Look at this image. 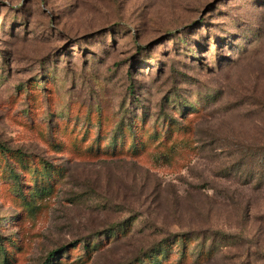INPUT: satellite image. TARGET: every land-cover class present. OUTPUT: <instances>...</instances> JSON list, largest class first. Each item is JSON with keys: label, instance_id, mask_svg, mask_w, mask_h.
<instances>
[{"label": "rangeland", "instance_id": "obj_1", "mask_svg": "<svg viewBox=\"0 0 264 264\" xmlns=\"http://www.w3.org/2000/svg\"><path fill=\"white\" fill-rule=\"evenodd\" d=\"M0 264H264V0H0Z\"/></svg>", "mask_w": 264, "mask_h": 264}, {"label": "trees", "instance_id": "obj_2", "mask_svg": "<svg viewBox=\"0 0 264 264\" xmlns=\"http://www.w3.org/2000/svg\"><path fill=\"white\" fill-rule=\"evenodd\" d=\"M126 225H127V224H124L123 226L125 227ZM123 226H121V228H122ZM111 231H116V229L112 228ZM172 239H173V240H180V241H181V246H182V249H183V247H186V245H188V242H190L191 235H189V234L177 235V236L172 237ZM162 247H164V248H163L164 251H165V250L168 251V250L171 248V239L161 241L160 244H158L157 246H155L154 251H156V250H158V249L161 250ZM163 249H162V250H163ZM154 251H153V252H154ZM153 252L150 251L149 254H148V253L145 254V256H143L141 259H138L139 262L142 261V259H147V258L149 257V255L152 254ZM166 253H167V252H163V255L165 256ZM50 256H51V258H50L49 260H51L52 258H54L55 255L52 254V255H50Z\"/></svg>", "mask_w": 264, "mask_h": 264}]
</instances>
